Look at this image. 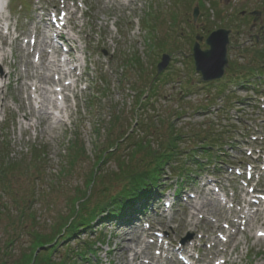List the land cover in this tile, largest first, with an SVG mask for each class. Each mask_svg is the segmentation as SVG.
I'll return each instance as SVG.
<instances>
[{
	"label": "rangeland",
	"instance_id": "obj_1",
	"mask_svg": "<svg viewBox=\"0 0 264 264\" xmlns=\"http://www.w3.org/2000/svg\"><path fill=\"white\" fill-rule=\"evenodd\" d=\"M262 2L0 0V160H12L5 171L0 168V251L9 244L8 259L19 258L35 237L56 234L72 209L86 217L102 199L108 176L127 155L121 150L118 157L101 155L105 160L94 174L96 182L87 185L97 154L134 128L139 118L132 115L134 99L126 75L136 86L156 78L155 93L148 100L155 101L158 118L183 113L174 125L186 133L211 116L226 124L234 144L223 146L224 157L201 160L197 175L182 180L180 197L169 210H155L161 200L172 201L178 182L166 167L161 198L140 219L125 225L94 219L90 229L77 227L66 240L68 248L82 249L84 242L101 240L87 255L92 264H173L169 250L190 235L185 249L194 264H264V195L248 205L243 199L251 195L256 181L258 189H264V178L257 174L264 163V58L260 60L264 42H244L245 37L234 33L251 27L249 20L240 21L239 11L260 9ZM196 5L199 12L193 21ZM53 10L64 12L66 27L61 35L69 50L68 66L66 55H60L66 48H52L45 37L46 14ZM221 27L231 29L227 66L219 80L202 85L191 55L194 35L201 37L199 45L204 49L207 34ZM161 54L168 55L169 62L154 77ZM140 68L148 72L147 78H140ZM224 105L217 117L213 107ZM194 107L202 112L193 113ZM113 109L118 114L114 122L108 118ZM250 135L262 141L252 143ZM242 163L254 168L246 186L240 181L247 179L232 169ZM84 198L87 210L81 208ZM243 205H247L244 210ZM144 221L149 227L142 229ZM157 228L168 244L147 237ZM64 245L56 248L51 260L60 257Z\"/></svg>",
	"mask_w": 264,
	"mask_h": 264
},
{
	"label": "trees",
	"instance_id": "obj_2",
	"mask_svg": "<svg viewBox=\"0 0 264 264\" xmlns=\"http://www.w3.org/2000/svg\"><path fill=\"white\" fill-rule=\"evenodd\" d=\"M200 5L203 4L200 3ZM260 57L258 58L260 59ZM135 62L139 63L140 61L136 59ZM138 75L140 78H147L149 74L146 70L140 68ZM125 78L128 80V88L132 92L131 95L134 99V107L131 108L134 111L132 115L134 114L136 118L139 116V118L136 119L134 128L130 130L126 129L120 136L110 142L109 147L100 152V154H97V159L93 163L95 165L94 170L88 174L87 185L91 182H96L94 174L99 170V165L102 164V161L106 157H118L120 150L127 155L125 156L126 158L124 157L125 159L117 162V169L113 170L111 175L108 176V186H106L102 199H98L96 204L93 205L95 207H91L86 217H82L81 212L79 213L77 210L72 209V213L67 219V221L69 219L70 221L63 223L56 234L47 238L42 236L35 237V240L15 260L8 259L11 254V248L9 244L6 245V250L4 252V249L2 252L0 251V264H78L77 260H84V264H92L87 255L94 253L91 246L94 243H101V240H95V242L87 241L84 242L85 244L82 246V249L70 250L68 244H66V240L72 238V235L78 229L77 227L82 226L83 229H90L92 228L91 223L94 219L99 223L115 220L120 225L129 224L133 219L147 210L152 199L161 193V187L164 185L163 178L166 175V167L169 169L170 177H175V180L178 181L176 184V189L178 190L182 187V180L184 178H187L190 173H198L199 168L203 165L202 159L226 156L223 146H229L234 142L226 134V124H219L220 121H215L216 118L212 119L211 116L204 117L197 124L199 129L196 128L194 131L185 133L180 129L181 126L175 127L174 125V121L183 116V113L174 112L166 120L158 118L159 112L157 110L154 111L156 108L155 101L148 100L155 93L153 86H155L156 78L150 77L151 79L149 78L147 82H139L137 86L134 85L135 83L129 81L128 76L125 75ZM121 81L120 77L116 79L119 88ZM179 109L181 110V108H178V111ZM217 109L215 112L218 117L219 110H225V105ZM115 111L113 109L108 112L109 121L112 120L114 122V118L118 117ZM194 112L201 113L202 108L194 107ZM207 112L209 111L207 110ZM187 143H190V145ZM124 149L127 150L125 151ZM101 155H105V158H101ZM135 157L139 159H135ZM6 161L0 160V168L3 171L12 163L10 158H7ZM187 162H191L193 166L188 168L185 166ZM6 165L7 167L5 168ZM3 171L0 170L1 177L3 176ZM101 178L102 176L100 175L99 179ZM75 199L78 201V196ZM86 199L84 198L85 203L81 207L83 210L88 209ZM75 216H78L80 219H77ZM60 235L61 239L57 240V236ZM51 243H54V245L49 246ZM61 245H64L63 253L56 260H51L52 253L57 251L56 248Z\"/></svg>",
	"mask_w": 264,
	"mask_h": 264
},
{
	"label": "water",
	"instance_id": "obj_3",
	"mask_svg": "<svg viewBox=\"0 0 264 264\" xmlns=\"http://www.w3.org/2000/svg\"><path fill=\"white\" fill-rule=\"evenodd\" d=\"M197 15V8L192 12L193 19ZM229 30L218 28L212 31L204 40L206 49H201V37L196 35L192 45V58L195 71L200 74V81L206 82L218 79L223 75L227 66L226 46L228 44ZM169 62V56L162 54L160 61L155 66V74H159Z\"/></svg>",
	"mask_w": 264,
	"mask_h": 264
},
{
	"label": "flooded vegetation",
	"instance_id": "obj_4",
	"mask_svg": "<svg viewBox=\"0 0 264 264\" xmlns=\"http://www.w3.org/2000/svg\"><path fill=\"white\" fill-rule=\"evenodd\" d=\"M262 5H264V2H262L260 9L245 8L239 11L238 16L240 18V21H242L243 19L249 20V26H251L247 31H234L236 35H240L241 37L243 36L246 38L244 42H249L251 40L255 43L264 42V6Z\"/></svg>",
	"mask_w": 264,
	"mask_h": 264
},
{
	"label": "bare ground",
	"instance_id": "obj_5",
	"mask_svg": "<svg viewBox=\"0 0 264 264\" xmlns=\"http://www.w3.org/2000/svg\"><path fill=\"white\" fill-rule=\"evenodd\" d=\"M50 43V42H49ZM0 79H2V75H0ZM39 79V78H38ZM40 80V79H39ZM37 80V81H39ZM58 91H61V89H57Z\"/></svg>",
	"mask_w": 264,
	"mask_h": 264
},
{
	"label": "snow or ice",
	"instance_id": "obj_6",
	"mask_svg": "<svg viewBox=\"0 0 264 264\" xmlns=\"http://www.w3.org/2000/svg\"><path fill=\"white\" fill-rule=\"evenodd\" d=\"M261 235H264V233H261Z\"/></svg>",
	"mask_w": 264,
	"mask_h": 264
}]
</instances>
